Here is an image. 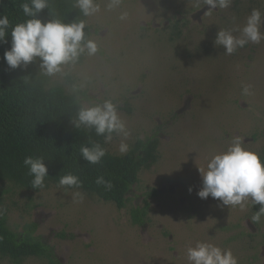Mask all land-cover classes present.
<instances>
[{"label":"rangeland","instance_id":"obj_1","mask_svg":"<svg viewBox=\"0 0 264 264\" xmlns=\"http://www.w3.org/2000/svg\"><path fill=\"white\" fill-rule=\"evenodd\" d=\"M97 2L101 11L86 22L99 52L84 58L80 71L91 78V98L118 103L129 149L157 136L158 159L140 173L123 208L79 189L34 191L7 182L1 211L8 226L20 234L37 223L36 235L61 264H190L187 249L200 241L231 249L238 264H264V217L259 224L250 218L260 205L229 208L197 196L198 166L233 136L264 151V40L231 55L214 45L220 28L242 27L254 8L264 13V0H232L210 15L202 0H121L111 11L109 0ZM49 83L70 92L71 81ZM121 139L108 143L113 153L120 154ZM77 190L84 194L79 203L71 195ZM145 198L148 220L136 225L131 211ZM0 264L14 263L0 256ZM23 264L47 262L31 257Z\"/></svg>","mask_w":264,"mask_h":264},{"label":"clouds","instance_id":"obj_2","mask_svg":"<svg viewBox=\"0 0 264 264\" xmlns=\"http://www.w3.org/2000/svg\"><path fill=\"white\" fill-rule=\"evenodd\" d=\"M202 3L207 6L205 14L210 15L212 10L230 7L232 0H202ZM120 5L121 0H109L106 8L111 11ZM20 7L27 19L13 24L6 13L0 16V42H6L9 32L11 34V48L4 53L7 65L11 69H27L33 62H38L40 77L54 82L71 81L70 93L75 106V115L71 116L72 125L78 130H94L97 136L103 137V143L95 141L81 145V157L88 163H101L107 155L104 144L112 142L114 136L122 138L119 153L126 154L129 151L126 140L130 132L118 103L110 97L91 98V78L80 71L82 58L94 57L99 52L97 40L86 33L89 28L86 20L66 22L52 11L51 0H25ZM74 7L83 17H92L101 11L97 0H75ZM45 9L49 10L46 21L39 15ZM126 18L127 13L122 12L120 19ZM262 27L264 13L254 8L242 27L220 28L214 45L223 47L225 54L231 55L248 43L259 44L264 40ZM251 87L244 85L243 94L251 95ZM23 164L33 177L31 186L43 190L46 187L45 178L49 176L45 158L27 156ZM198 171L202 177V187L197 191L199 198L211 197L229 208L239 206L244 209L248 201L253 206L259 204V210L250 217L253 223L259 224L261 217H264V157L249 148L243 137L233 136L229 145L212 155L206 165L198 166ZM96 184L103 185L107 190L113 187L111 180H106L102 175L97 177ZM82 186L83 181L71 172L62 175L58 181V187L66 191ZM71 195L77 203L84 199V194L79 190ZM187 259L190 264H238V258L231 249L204 241L187 249Z\"/></svg>","mask_w":264,"mask_h":264},{"label":"trees","instance_id":"obj_3","mask_svg":"<svg viewBox=\"0 0 264 264\" xmlns=\"http://www.w3.org/2000/svg\"><path fill=\"white\" fill-rule=\"evenodd\" d=\"M24 2L2 0L0 16L6 13L13 24L27 19L20 7ZM74 3L75 0H51V8L66 22L86 20ZM48 12L45 9L39 15L46 21ZM86 33L91 35L90 26ZM10 48L9 32L6 42H0V211L7 182L23 189L41 191L31 186L33 177L23 164L27 156L45 158L49 176L45 178L44 189L52 184L58 185L60 177L71 172L83 181L79 190L114 203L118 208L125 207L128 193L138 183L140 173L158 159L159 138L138 139L126 154L113 153L108 144H104L107 155L101 163H88L81 157V145L95 141L103 143V137L97 136L94 130H78L72 125L75 106L71 93L59 84L51 85L48 78L40 77L38 62H33L27 69H11L4 60V53ZM261 156L264 157V151ZM101 175L111 180V190L96 184ZM150 208L151 203L145 198L141 207L131 211L133 223L143 225L148 220ZM37 227L35 222L28 223L19 234L8 226L7 217L2 212L0 256L14 264H23L31 257L44 259L47 264H61L54 248L36 235Z\"/></svg>","mask_w":264,"mask_h":264}]
</instances>
